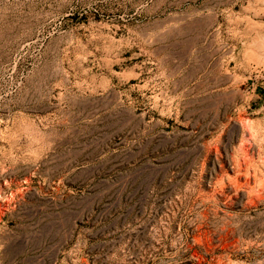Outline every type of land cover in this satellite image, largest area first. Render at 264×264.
<instances>
[{
  "label": "rangeland",
  "instance_id": "obj_1",
  "mask_svg": "<svg viewBox=\"0 0 264 264\" xmlns=\"http://www.w3.org/2000/svg\"><path fill=\"white\" fill-rule=\"evenodd\" d=\"M263 71L264 0H0V264H264Z\"/></svg>",
  "mask_w": 264,
  "mask_h": 264
},
{
  "label": "crops",
  "instance_id": "obj_2",
  "mask_svg": "<svg viewBox=\"0 0 264 264\" xmlns=\"http://www.w3.org/2000/svg\"><path fill=\"white\" fill-rule=\"evenodd\" d=\"M232 61V69L240 71L241 69H246V57L243 54L237 53L233 55L231 58ZM264 72V71H263Z\"/></svg>",
  "mask_w": 264,
  "mask_h": 264
}]
</instances>
